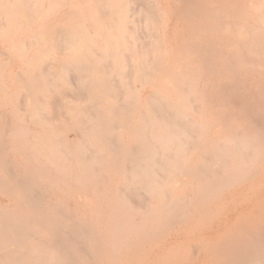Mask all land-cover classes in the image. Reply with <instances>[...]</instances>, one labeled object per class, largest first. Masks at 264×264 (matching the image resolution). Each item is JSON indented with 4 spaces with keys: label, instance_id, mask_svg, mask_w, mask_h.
I'll return each instance as SVG.
<instances>
[{
    "label": "bare ground",
    "instance_id": "1",
    "mask_svg": "<svg viewBox=\"0 0 264 264\" xmlns=\"http://www.w3.org/2000/svg\"><path fill=\"white\" fill-rule=\"evenodd\" d=\"M34 1L37 0L7 1L9 6L7 8H13V11L15 10L18 16H20L19 19L22 16L25 17V20L28 19L30 21L34 16L42 18L43 16H47L50 9L47 8L46 12L48 13L45 14L44 12L42 15L44 4L40 8H37ZM39 1L43 3L42 0ZM131 1L135 6L138 5L137 7L134 6L129 16L132 19L131 23L134 25L133 29L137 30L135 27L150 18L152 8L156 9V6H154L155 8L152 6L156 3V0H151V5L145 4L146 0ZM172 1L180 4L182 9L180 13L182 20V38L180 37V50L182 53L180 55L182 57L178 58L179 55L176 56L177 59H180V61L178 60L179 63L175 62V64L172 62L175 64V72L171 70L169 73L167 71L166 77H169L166 78L167 87L165 91L155 90L147 92L144 101H142L139 117H136L137 119L134 118L136 125L132 127L128 126L129 120L124 118V116L132 111L131 107L139 98L132 91V86L130 87L128 84L130 88H124L119 84H114V80L112 79H101L98 77V75L109 74L108 69L112 67L114 61L112 62L113 64L110 62L106 63L105 61L104 63H99L105 57L99 55V51L97 52L95 47L93 48L89 45L90 41L88 38L91 32L88 31V21H93L94 12L88 10L82 12L78 8H75L68 13L69 10L67 12L65 10L67 7L64 9L68 13L66 15L67 22H64V26L59 27L58 25L56 29H50V25L48 24L49 27L46 32L43 35L40 34L42 40L47 42L48 46H56L61 52H70L68 57L75 61V63L61 61V64L59 61L60 65L55 66L48 63V65L42 67L41 72H39L44 74V78L48 77V79L46 78L45 81H42L41 92L43 94L48 90L52 91L59 87L56 81L60 79L65 80L67 77L70 85L72 81L78 85L75 87L76 89L72 87L74 88L71 91L73 92L72 94H68L64 89L60 91L62 93L65 92V94L67 93L71 98H76L75 101L77 99H80L79 101L87 100L89 91H93L94 95L92 96H94V99L92 100H94V103L98 102V99L103 98L99 97V92L109 90L112 93L109 95L110 100L106 102L104 109L94 107L93 105L86 106V108H81L80 106V110L77 112L78 114L74 120L70 121L66 115L65 119H59L57 116L59 123H57L55 128H52L54 125L51 127L43 126L46 141L39 144L36 143L38 147L31 145L33 146L32 156L29 158L25 157L22 173H20V168L15 170L14 168L10 169L7 167L10 159L5 158L6 149L11 144L16 153L20 155L22 147H30V144H33L38 139L35 138V135H32L33 133L29 134L28 127H24L26 131L20 130L22 134L18 135L17 133L13 135L12 139L9 138L7 140L4 135L0 137L1 193L10 198L9 203L12 202L11 197L16 198L15 206L0 204V264H109L113 260H118L117 264H164L163 262L166 261L165 257L168 252L165 248H169L170 252L175 250L174 247L183 244L179 235L173 237L177 241L167 244L166 242L170 239L169 236L172 233H169V235L163 234L166 228H168L167 230L170 229L169 227L172 223H178L175 221L177 217L186 215V212L189 211H196L197 207H202L201 205L205 202L207 203V201L209 202L212 198L222 196V198L226 199V196L224 195V197L221 193L225 190L222 187L227 181H231L232 185L235 186L243 182L249 183L253 181L255 176L257 177L258 173L256 171L259 170L257 169L258 166L264 164V0ZM101 2L99 3L100 11L103 6ZM56 3L58 4V2ZM0 8L4 11L5 7L1 6ZM115 9L117 10V8ZM175 9L178 10L179 7ZM4 13L9 12L5 10ZM102 14L106 15L108 13L106 12L105 14L103 12ZM152 16L154 17L153 14ZM84 17V20H87V22L78 24L77 21ZM107 17L108 19H104L106 22L102 19L104 23L101 24L104 27L113 28L118 25V20L116 21L114 15ZM153 17L152 19H158ZM101 18H103V15L100 17V20ZM29 23L31 24V22ZM107 28L106 30H108ZM142 28L141 30L143 31L144 28ZM133 29H131L132 32ZM11 31L14 33L13 29ZM41 32L43 33V31ZM108 32L111 33V31ZM136 32H134V36L138 38V32ZM104 34L108 37L107 43L111 44L110 36L106 33ZM28 36L31 37L30 34ZM101 37L103 38V35ZM33 39L31 38V43L34 41ZM20 42L24 44L23 40ZM27 42L29 43V41ZM34 42L32 44L29 43L26 47H21V49L24 51L31 49L33 45L37 44ZM118 42L120 43V41ZM146 44L138 47L136 50L141 58L142 53L148 50ZM38 47L40 48L41 46L39 45ZM111 47L113 45L107 46V50L111 49ZM157 47L161 46L158 45ZM21 49L20 53L22 52ZM90 50L97 54L94 56L88 55L90 54L88 53ZM111 53L113 52L111 51ZM133 53L136 52L133 51ZM22 55H25V53H22ZM110 57L115 59L116 62L120 59L117 56L112 57L110 55ZM31 59L33 58L31 57ZM31 61L29 64L27 62L28 66H30ZM38 63L40 62H37V66ZM132 63L128 62L127 68H135L138 71L144 69V65H147L144 60L140 61L137 65ZM149 63L152 62L149 61ZM154 69L151 68L149 70L154 71ZM128 71L127 69L125 73ZM131 71L133 72L134 70ZM23 72L25 73V71ZM23 72L21 73L23 74ZM19 73L17 74L18 76L14 77L15 81L19 77ZM161 74L159 75L162 76L163 74ZM88 75L91 78L88 79ZM137 76L139 75L135 76L136 80L139 81L140 78L138 77V80ZM23 77L26 76L23 75ZM123 77L127 76L123 75ZM19 80L21 79L19 78ZM27 80L22 85L26 89L24 92H28V95L34 92V96L36 91L34 88L40 86V80L38 76L32 77L28 83H26ZM136 80L134 81L137 83ZM116 81L118 83V80ZM132 85L134 87V84ZM65 94H61V96L63 97ZM125 95L127 97H124ZM39 96H37L38 101L41 100L43 103V100ZM29 97H25L23 103L32 99L30 95ZM55 98H58V101H54L51 98L53 104L50 100V105L56 107L52 109L53 112L56 113V111H60L61 109H68L65 104L59 102V96H55ZM21 103L19 102L20 106ZM37 106L39 105L37 104ZM54 109L57 110L55 111ZM39 111L42 110L40 109ZM27 112L31 113L33 110H28ZM38 112L37 114L39 115ZM123 112L127 113H124L122 118L117 119L119 113ZM62 113L60 114L62 115ZM6 115H1V127H4L6 124ZM40 117L42 118V116ZM54 117L56 118V116ZM212 118L216 121L215 130L211 129ZM26 121L28 122L27 119ZM36 122H33L35 123L33 124L34 127L35 125H39ZM25 124L26 122L23 125ZM68 124L72 128H69ZM60 128L68 131L69 129H73L77 134L78 142L72 141L65 134L57 133V129ZM110 131L113 134L108 138L106 133H110ZM125 133L131 139V143L128 145H123L121 141ZM91 134H99L100 136L97 141L91 142V140H88ZM106 139L108 140L107 144H105ZM107 145L118 153L120 158H109L111 155L109 149L110 154L108 155L107 153L108 156L106 155V158L103 154L105 151H108H104V149H107ZM46 151L55 154L53 159L42 160ZM69 151L75 155V158L72 159L73 163H70V159L67 157ZM45 162H48L50 166H54V170L61 174L68 173L71 174L70 177L76 176L75 179L71 178L69 180H73L75 186L80 191L89 189L88 186L91 183L89 180L91 179H95L96 183L100 184L111 176L116 177L118 182H116V188L113 192L115 197L113 208H109L104 220H94L92 216H88V211H91V213L95 211L87 204L89 198L85 202L86 199L84 200L79 196V199L75 202V208L64 205L63 201L50 204L48 207H50L53 213L58 214L62 221L57 223L58 225H55L53 228L45 225L41 219L40 206L36 202L39 198L35 192L37 186L41 183L54 184L56 182L49 175V169H43L44 171L40 173L36 171V166L40 164L47 166ZM117 163L120 164L117 165ZM181 170L183 173L180 172ZM185 173L190 174L196 180L197 186L193 192L188 187L187 191L189 193L180 194L178 192L179 187L176 185H178L179 181L183 185L187 184L188 179L184 181L182 178ZM64 184L69 185V182H65ZM253 187L251 185V191L258 189V187H254L255 189ZM247 190L249 191V188ZM36 193L39 192L37 191ZM229 193L228 195H230ZM220 194L221 196H219ZM243 195L245 196V194ZM89 197L91 198V196ZM228 197L232 199L230 196ZM245 197L248 196L246 195ZM206 198L210 199L207 200ZM155 199H158V201L156 202ZM128 200L134 206L131 213L129 209L132 206L131 208L129 207ZM84 202L85 204H83ZM200 209L201 212L198 210V219L201 218L200 214L202 216L206 212L204 209L202 213L203 210L202 208ZM48 211L49 209L46 212ZM89 219H91V222H89ZM46 222L48 223L49 220ZM187 228L185 227L184 229L187 230ZM151 240L153 247L151 243H148ZM204 240L203 238L202 246H199V251L203 252V254L200 252L196 253L195 250L197 248L193 249L195 253L191 257L193 263L190 264H264V222L260 220L256 221L252 226H248V228L245 226L244 229L239 228L236 236L232 239L227 237L224 242L221 240L217 242ZM144 244L150 247L141 256L139 251H142ZM133 247L135 249L134 252L139 253L138 257L135 256V253L131 252ZM136 248L138 249L137 251ZM162 248L167 252L162 253V250H160ZM136 259H139V261ZM176 263L181 264L179 261Z\"/></svg>",
    "mask_w": 264,
    "mask_h": 264
},
{
    "label": "rangeland",
    "instance_id": "2",
    "mask_svg": "<svg viewBox=\"0 0 264 264\" xmlns=\"http://www.w3.org/2000/svg\"><path fill=\"white\" fill-rule=\"evenodd\" d=\"M7 1L9 2L11 0H6V1L5 0H0V7L1 6H3V8L5 7L4 8V11L2 10V8H0L2 10V12H3L2 13L1 10H0V18H1L0 19V35H1L0 36V111L2 112V113L0 112V118L2 117L1 116L2 114H5V115L7 114L10 117H8L7 115L5 116L6 124L4 125V127H1L0 126V128H1L0 129V137L4 135V136H6L7 140L9 138L12 139V136L13 135H16L17 133H18V135L19 134H22L20 132V130L21 131H26V129L24 127H26V128L28 127L29 134L30 133L31 134L33 133L32 135L33 136L35 135V138L38 139V140H36L34 142L35 144L34 143L33 144H30V147H26V148L22 147V152L20 153L21 156L19 154H17L16 151L13 149V145L10 144L7 147V149H6V155H5L6 157L5 158L8 159V160L10 159V161L7 160L8 161V166L7 167L10 168V169L11 168H14L15 170L18 169V168H20V171H21L20 173H22V166L25 164L24 163L25 157L29 158V157L32 156L31 153H32L33 146L34 147H38L37 144H39L40 142H45L46 141V138H44L45 136H44L43 126L51 127V126L54 125L52 128H55L56 125H57V123H59L58 122L59 119H61V118L62 119L63 118L65 119V115H66V117H68V119L70 121L72 119L74 120L76 118L77 114H78L77 112L80 110V106H81V108H86V106L89 107V106L93 105L94 107L96 106V107H98L100 109H104V107L106 105V102L108 100H110V96L109 95H111V93H112L109 90L108 91H101V92H99V97H103V98L98 99L100 102L98 101V102L94 103V100H92V99H94V96H92V95H94L93 94V91H89L88 92V99L87 100H85V101L84 100L79 101L80 99H77L75 101L76 98L74 99L72 97L73 98L72 99L70 96H68V94L69 93L72 94L73 92H71V91L78 84H76L74 81H72V84L74 83L76 85H74V84H73V86H72V84L70 85L68 83V81H69L68 77H67L68 81H67V79H65V80H61L60 79V80L56 81V84L57 85L59 84V87H57L56 89H54L52 91L51 90H48V91L44 92V94L41 92V90H42L41 88L43 86L42 81H45L46 78L48 79V77H45L44 78V74L40 73L41 70H42V67H45L46 65H48V63L49 64H52V65H55V66L56 65H60L61 64V61H64V62H67V63H71V62L75 63V61H73L71 58L68 57V55H70V52L69 53L68 52H64V51L61 52V50L59 51V49H57L56 46H53V47H52V45L51 46H48V43L47 42H44L42 40V36L41 35H43L46 32V30L49 27V25H50V27H49L50 29H56L58 27V25H59V27L60 26L63 27L64 26V22L65 23L67 22L66 15L68 13H70L71 11H73L75 8H78L79 11H82V12H86V10L94 12L93 13V21H88V29H89L88 31L91 32V35L88 38V40L90 41L89 45L91 47H93V48L95 47L96 50H97V52L99 51V53H100V54L99 53L98 54L105 57V59L102 60V61H99V63H104V61L106 63H109V62L111 64L114 63L112 65V67H110L108 69L109 70L108 71L109 74L98 75V77L101 78V79H105V78L106 79H110V80L112 79V80H114V84H119L121 87H124V88H130L132 86V88H131L132 91H134V93L136 95H138V97H139L137 99V101L134 103V105L131 107L132 108V111L129 112L128 115L124 116L125 119H128L129 120L128 126H131V127L136 125V120L135 119H137L139 117V111H140V109L142 107V103H143L142 101H144V97L147 94V92H151V91H155V90H158V91L161 90V92H164L165 89H166V87H167V84H166L167 83V79L166 78L169 77V76L166 77V74H168V72L170 73L171 70H172V72H175L174 65L177 62L179 63V61H180V59H177L176 56L179 55L178 58H181L182 57V55H180V53H182L181 50H180L181 49V43L180 42H181V38H182V20H181L180 13H181V10L182 9H181V5L180 4H176L172 0H170V1L169 0H156V3L155 4H157V5H155V4L152 5L153 7L156 6V9H153L152 8V13H150L151 14L150 15V18L148 20H146L145 22H142L141 25L139 24L137 27H135V29H137L139 31L133 29V26L134 25L131 23L132 22V19L129 17L131 15V10L135 6L132 3L131 0H106V1L105 0L104 1L103 0H90L92 2H90L89 0H86V1L85 0H73V1L72 0L71 1L70 0H49V1L48 0H42L43 3H41L39 0H37V1H34V4L36 5L37 8H40L42 6V4H44L43 5V10H42L43 11L42 15L44 14V12H45V14L48 13V12L49 13L47 14V16H43V18L40 17V16H39L40 18L38 16H34L32 20L33 21H36V22H33L32 20L29 21L28 19L25 20V17H22V16H21V18H23V19H21V18L19 19L20 16H18V14H17V12L15 10L13 11V8H7V6H8ZM51 1H52V3L54 1V3L52 4ZM59 1H61V2H59ZM99 1L100 2L102 1L101 3H103L102 4L103 6H102V10L101 11L99 10V7H100V4H99L100 2ZM128 1L130 2L129 4H128ZM56 2H58V4ZM87 3H88V5H87ZM107 3H108V5H107ZM47 4H48V6H47ZM62 4H64L65 6L62 5ZM145 4H148V5L150 4L151 5V0H146V3ZM51 6H53V7H51ZM137 6H135V7H137ZM71 7H72V9H71ZM104 7H105V9H104ZM114 7L117 8V10ZM178 7H179L178 10L175 9V8H178ZM47 8L50 9L48 12H46V9ZM65 8H67V9H65ZM120 8H121V11H120ZM170 8H172V9H170ZM62 9H63V11H61ZM64 9L66 10V12L69 10L68 13H66ZM233 9H234V7H233ZM5 10H6V12L8 11L9 13H4ZM98 10H99V12H97ZM10 12H11V14H10ZM103 12L105 14L107 12L108 14L104 15V14H102ZM122 12H123V15H122ZM153 12L155 14L156 13L157 14L155 15ZM100 14L103 15V18H101V20H100V17H102V15H100ZM152 14L154 15V17L152 16ZM99 15H100V17H99ZM109 15L110 16L114 15L116 21L118 20V25L117 26H115L113 28H111V27H108L107 28V27H104L102 25L104 22H106V20H104V19H108L107 16H109ZM11 17L12 18L15 17V18L12 19ZM45 17H46V19H45ZM48 17L49 18L52 17V18H50L51 20ZM152 17L153 18H158V19H152ZM7 18H8V20H7ZM84 19H85V17L82 18V19H79L77 21V23L78 24L79 23H86L87 20H84ZM102 19H103L104 22L102 21ZM151 19H152V21H151ZM6 20L9 22V24H8V22ZM27 20H28V22H27ZM123 21H124V23H123ZM29 22H31V24ZM28 24H29V26H27ZM125 24L126 25L129 24V25L126 26ZM146 24H147V26H146ZM42 25H44V26H42ZM22 26H24L25 28L22 27ZM26 27H28V28H26ZM11 28L14 30V33H13V31H11L12 30ZM15 28H16V30H15ZM32 28H34V29H32ZM106 28L108 30H106ZM141 28L143 29V31L141 30ZM17 29H19V30L17 31ZM131 29H133V32H132ZM39 31H40V33H39ZM41 31H43V33ZM102 31H103V33H102ZM108 31H111V33L108 32ZM134 32H136L138 34V38H136L137 36L136 37L134 36ZM104 33H106V34H108V36H110V39H111V42L110 43L111 44L107 43L108 37H107V35L105 36ZM139 33H140V37H139ZM12 34L13 35L15 34L14 37H12L13 36ZM28 34H30L31 37L28 36ZM102 35H103V38L101 37ZM114 35H115V37H114ZM147 35H149V36H147ZM155 35H156V38H155ZM124 36H126V37H124ZM132 36H133V38H132ZM147 37H149V38H147ZM31 38L32 39L34 38L33 40L35 42L34 41L33 42L35 44L37 43L36 44L37 46L36 45L35 46L33 45L34 47L32 46L31 49L25 50V51L23 49H21V47H24V46L26 47L29 43L30 44L33 43V42L31 43V41H30ZM135 38H136V40H135ZM25 39L27 41H29V43ZM149 39H151V40H149ZM22 40H23L24 44L20 42ZM116 40H117V42H116ZM118 41H120V43ZM146 42H147V44H146ZM145 44L148 47V50H147L148 53H147V51H144L142 53V58H141V56L138 54V52L136 50H137L138 47H141L142 45H145ZM162 44H163V46H162ZM178 44H179V46H178ZM39 45L41 46L40 48L38 47ZM110 45L111 46L113 45V47H111V49H108L109 50L108 51L107 50V46H110ZM122 45H123V47H122ZM158 45L161 46V47L158 48L157 47ZM98 47H99V50H98ZM119 47H120V49L122 48L121 51H120ZM43 48L45 49V51H44ZM152 48L155 50V52H154V50ZM20 49L22 51L21 53L19 52ZM132 50L135 51L137 54L136 53H133ZM158 50H159V52H158ZM176 50H178V51L177 52H174ZM111 51L113 53H111ZM3 52H4V54H3ZM18 52L21 54V56H20V54ZM109 52H110V54H109ZM22 53L23 54L25 53V55H22ZM88 53H90V54H88L90 56H94V55L97 54L96 52L94 53L92 50L88 51ZM123 53H124V55H123ZM126 54H128V55H126ZM175 54H177V55H175ZM34 55H35V57H34ZM110 55L112 57L117 56L120 59L117 60V62H116L115 59H112L110 57ZM151 55H152V57H151ZM22 56H24V57H22ZM40 56H42V57H40ZM127 56H129V57H127ZM31 57L33 59H31ZM66 57H68L69 59L66 58ZM54 58H56L57 60L54 59ZM158 58H160V59H158ZM28 59H29V61H28ZM36 59H37V62H40V63H38V66H37ZM64 59H66V60H64ZM70 59H71V61H70ZM174 59H176V60H174ZM143 60H144L145 64H147V65H144L145 67H144V69H141L142 71L141 70L138 71L135 68L134 69H131V67L127 68L128 67V62H131L132 63L134 61L132 64L137 65L140 61H143ZM30 61H31V64H30V66H28L27 65V62L29 64ZM59 61H60V64H59ZM149 61L152 62V63H149ZM118 62H120V63H118ZM172 62L173 63L176 62V63L173 64ZM157 64H159V65L157 66ZM36 66H37V69H36ZM154 66H155V69H154ZM156 67H157V70H156ZM162 67H163V69H161ZM151 68L154 69V71L155 70L156 71L155 72L154 71H150ZM27 69H29V70H27ZM127 69L129 71L127 73H125L127 71ZM160 69H161V71H160ZM21 70L25 71L26 74L23 71H21ZM131 70H134V71L132 72ZM27 71H29V72L27 73ZM130 71H131V73H130ZM17 72L18 73L19 72L20 73L23 72V74L22 73L21 74L19 73V77L16 78V81H15V78L14 77L18 76L17 75L18 74ZM120 72H122V73H120ZM152 73H153L154 76L152 75ZM31 74H32V77L38 76L41 84H40V86L34 88L36 90L34 96H33L34 92L33 93H29V95L32 97V99L30 100L29 99L30 97L27 94L28 92L27 93L24 92L26 89L23 88L22 85L27 80V76H28V80H27L26 83L30 82L29 80H31V78H32L31 77ZM122 74L123 75H126L127 77H123ZM143 74H145V75H143ZM159 74H161L162 76H160ZM23 75H25L26 77H23ZM136 75H139V76H137V78L138 77L140 78V80L138 78L139 81L136 80V77H135ZM149 75H151V76H149ZM155 76H157V77H155ZM19 78L21 80H19ZM89 78H91V77L88 75V79ZM49 79H50V77H49ZM144 79H145V81L147 83L146 82L144 83ZM22 80H23V82H22ZM116 80H118V83H117ZM134 80H136L137 83ZM26 83H25V85H26ZM65 84H67V85H65ZM128 84L130 85V87L128 86ZM132 84H134V87H133ZM162 86H164V87H162ZM72 87H74V88H72ZM62 89L66 90L65 92H68V94L66 93L67 95L65 94V92H63L66 97L65 96H63V97L61 96V94L64 95L60 91ZM141 93H142V95H141ZM25 95H27V96H25ZM37 96H39L43 100V103H42L41 100L38 101V97ZM55 96H57V97L59 96L60 97V99H59L60 101L59 102H61L62 104H65L68 107V109H66V108H65V110L64 109H61L60 110L61 112L60 111H56L57 109L56 110L54 109L56 111V113L53 112L52 109L55 106L50 105L51 104L50 103V100L52 98L54 101L55 100L58 101V98H55ZM25 97H29V98H27L29 100L28 101H25L26 103H23ZM124 97H127V95H125ZM141 97H142V99H141ZM53 100H51V102ZM89 101H90V104H89ZM10 102H11V104H10ZM19 102L20 103L22 102L21 103V106H20ZM28 102L29 103L31 102V103L29 104ZM36 103L39 106H37ZM52 104H53V102H52ZM70 106H72V108H70ZM21 108L22 109L24 108L26 110L24 111V109L22 110ZM76 108H78V109H76ZM131 108H130V110H131ZM40 109L42 111H39ZM28 110H30V111L33 110V112H31L32 115H31V113L27 112ZM37 112L39 113V115L37 114ZM57 112L59 113V115H57L58 114ZM60 113H62L63 116ZM124 113L126 114L127 112L119 113V115L117 116L118 117L117 119L122 118V116L124 115ZM52 115H53V117H51ZM40 116H42V118ZM54 116H56V118L58 116L59 119L58 118L56 119ZM49 117H51V118H49ZM26 119L28 120L29 123L26 121ZM34 119L39 124V125H35V127L33 126V124H35V123H33V122H35ZM88 119H89V116H88ZM18 121H19V123H17ZM44 121H46V122H44ZM25 122L27 124V125L25 124L26 126L23 125ZM37 122H36V124H37ZM0 123H1V121H0ZM215 125H216V121H215L214 118H212L211 119V129L212 130H215V127H216ZM39 126H40V128H38ZM67 126H69V128H72V126L70 124H68ZM10 129H12V130H10ZM67 131L68 130H64V129H61V128L60 129H57V133L65 134V136H67L68 138L72 139V141L78 142V139H77V136H76L77 135L76 132L73 129L72 130L69 129V131L68 132ZM112 134L113 133L111 131H110V133H108V132L106 133V135H108V138H110ZM99 136H100L99 134H91L90 137H89L90 139L88 138V140L89 141L91 140V142H95V141L98 140V137ZM121 141H122V144L123 145H128V144L131 143V139L129 138V136L126 133L124 134V137H122V140ZM107 143H108V140L106 139L105 144H107ZM31 145H33V146H31ZM20 149H21V147H20ZM108 149L111 151V155L109 156V158H112V159L118 158V157L120 158V155H118V153H116L115 151H113V149L111 147H109V146L107 147V149H104V151L105 150H108ZM109 150L108 151H105V153L103 154V155H105L106 158L110 154V151ZM23 151L25 152L24 154H23ZM7 153H8V155H7ZM107 153H108V155H107ZM8 156H9V158H8ZM44 156L42 157V160L43 161H45L47 159H53V157L55 156V154L54 153H51L50 151H46V152H44ZM74 156H75L74 153H72L70 151L67 153V157L70 159V163H73L72 159L75 158ZM14 158H15V160H14ZM17 158H18V160H17ZM34 163H35V161H34ZM46 164H47V166L45 164H40L39 166H36L34 164V166H36V171L38 173H40V172H42L44 170L49 169V171H50V174L49 175L52 177V180H54V182L56 181L54 184H42L41 183L40 185L37 186V189H36V192L38 191L39 193H36L35 192V194L39 198L36 202L40 206L39 209H40L41 219L45 223V225L49 226L50 228H53L55 225H58L57 223H60L62 221V219L60 218V216L58 214L56 215L55 213H53V211L50 209V207H48L50 204H55V203H57L59 201H63L65 203V204L63 203L64 205H69V206L75 208V202H76L77 199H79V196L82 197V199H84V200L86 199L85 202L89 200L90 202L89 201L88 202L91 205L87 202L88 206H90V208H93L94 211H95V212L92 211L94 213H91V211H88V216H92V219H94V220H100V221H103L104 220L105 215L108 212L109 208H113L114 198H115L113 192L115 191V188H116V182H118V180H117L116 177L111 176L107 180H103L102 183H100V184L96 183V180L95 179H91V180H89V181H91L90 185L88 186L89 189L88 190L85 189L83 191L82 190L80 191L75 186L74 181L73 180H69L71 178H74L75 179L76 176L73 175L72 177H70L71 174H68V173H62L61 174L60 172L54 170L55 169L54 166L48 165V162ZM119 164L120 163H117V165H119ZM257 169H259L258 171H256L258 173L257 174V177L255 176L256 178L254 177V179H253V181L255 183L253 181H251L253 184L251 182H249V183L247 182L249 184V186H248L247 183L243 182L242 184L239 183L238 185H235L234 186V185H232V182L231 181H227L226 183H224V186L222 187V189L223 190L225 189V190L222 191V193H221V194H223V196L224 195L226 196V199L222 198L221 194L219 195L221 197H218V198L217 197L216 198H212V199L206 198L207 200L210 199L209 202L208 201H207V203L205 202L206 204L204 203L203 205H201L202 207H197L196 211L195 210H193L191 212L189 211V212H186V215H182L181 217H177L175 221L178 222V223H172L170 225V227H169L170 228L169 230H167L168 228L165 229L166 231L164 230L165 233H163V234H165V235H167V234L169 235V233H172L169 236L170 239L166 242L167 244H169L171 242L173 243L174 241H177L176 238H173L176 235H179L180 238H181V240L183 241V244L181 246L174 247L175 250L170 251L171 253L169 252V250H170L169 248H165V249L168 250V252L165 249H163V248L160 249V250H162L161 251L162 253L167 252V255L165 257V260L166 261L163 262L164 264H166V263L167 264H178V263H176L178 261L181 264H187V263L190 264V263H193V260L191 261V259H192L191 257L193 255V253H195L194 252L195 248H197L195 250L196 253L200 252V253L203 254V252L199 251V249H200L199 246L201 247L202 244H203V238L206 241L213 240L214 242H217L218 240L219 241L221 240L222 242H224V240H226L227 237L232 239L234 236H236V233L239 230V228L244 229V226L246 228H248V226H252L256 221H259V220L261 222H264V208H263L264 207V164H261L260 166H258ZM180 172H182V170ZM110 175H112V174H110ZM182 178L184 179V181H187L186 179H188V181H187V184H185V185H183L182 183H180L181 181H179L177 183L178 185H176V186L179 187L178 192L180 194L181 193H189L187 191L188 190V187L192 190V192L195 191L196 186H197L196 180H194L193 177L190 174H186V173H185L184 177H182ZM65 182H69V185H65L64 184ZM256 183H257V185H256ZM259 184H260V186L258 187ZM242 185H244L245 187L242 186ZM251 185H252V187L254 186L255 188L258 187V189L251 191L252 190V189L250 190ZM42 186H44V187H42ZM72 186H73V188H72ZM96 188H97V190H96ZM242 188H243V190H242ZM247 188H249L250 193L247 190ZM92 191H94V192L92 193ZM229 192H231V193H229ZM84 193H86V194H84ZM94 193H95V195H94ZM97 193H98V195H97ZM228 193L230 195H228ZM78 194H80V195H78ZM232 194H233V196H232ZM243 194H245V196L247 195L248 197H245ZM249 195H250V197H249ZM89 196H91V198ZM228 196H230L232 199H230ZM228 198H229L230 201L228 200ZM9 199L10 198L8 196L3 195L1 193V189H0V204L7 205V206L8 205L9 206H11V205L12 206H15V204H16V200L15 199L16 198L15 197H11L12 202H10V203H9ZM80 200H81V198H80ZM91 200H92V202L94 204L91 202ZM155 201L157 202L158 199H155ZM85 202L83 204H85ZM128 203H129V207L130 208L132 206V208L129 209V211L131 213L134 206H133V204L129 200H128ZM200 208H202V210H203L202 213L204 212V209L206 210V212L203 213L202 216L200 214V217L201 218L198 219L197 218V217H199V211L198 210H200V212H201V209ZM48 209H49V211L46 212ZM207 210H209V212H207ZM127 214H129V213H127ZM102 217H103V219H102ZM47 220H49L48 223L46 222ZM89 222H91V219H89ZM179 224H181V225H179ZM240 226H243V227H240ZM185 227L186 228L189 227V228H187V230H186V229H184ZM185 230L187 231V233H186ZM192 233H194V234H192ZM173 234H175V235H173ZM165 235H163V236H165ZM171 235H173V236H171ZM148 243L149 244L151 243V246L153 244L152 240L150 242H148ZM148 243H146V244L148 245ZM198 243H199V245H198ZM149 247L150 246H146L145 244L142 246V248H143V249L141 248L142 251H139L140 254H141V256L143 254H145V252L148 250L147 248H149ZM154 247H155V245H154ZM137 250L138 249L136 248V251ZM134 251H135V249L133 247L131 249V252L135 253ZM138 254L135 253V256L138 257L137 256ZM136 260L139 261V259H136ZM117 263H118V260H116V261L113 260L109 264H117Z\"/></svg>",
    "mask_w": 264,
    "mask_h": 264
}]
</instances>
